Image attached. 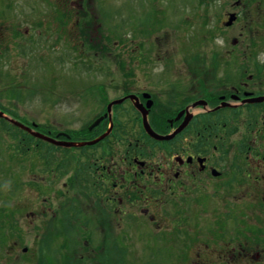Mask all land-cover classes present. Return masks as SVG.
I'll return each mask as SVG.
<instances>
[{
    "label": "flooded vegetation",
    "instance_id": "1",
    "mask_svg": "<svg viewBox=\"0 0 264 264\" xmlns=\"http://www.w3.org/2000/svg\"><path fill=\"white\" fill-rule=\"evenodd\" d=\"M263 2L223 0L218 27L237 33L227 37L230 49H212L206 66H192L207 74L209 87L201 92L150 81V65L104 66L111 80L95 85L89 103L85 96L80 102L85 118L92 114L87 123L47 134L79 143L108 136L79 148L50 144L45 175L34 172L28 196L18 192L19 170L8 178L17 192L7 196L0 184V264H52L46 256L56 238L60 259L126 260L135 223L164 242L162 252L173 246L177 264H264V100L257 102L264 98V59L257 60L264 53ZM65 45L62 55L69 57ZM119 72L129 80H114ZM198 101L205 106L193 108ZM149 126L173 137L155 139ZM12 127L0 118V128L14 133L19 160L20 130ZM27 200L29 223L22 225L21 215L6 222ZM72 231L79 234L74 248L68 247L74 235H65Z\"/></svg>",
    "mask_w": 264,
    "mask_h": 264
},
{
    "label": "rangeland",
    "instance_id": "2",
    "mask_svg": "<svg viewBox=\"0 0 264 264\" xmlns=\"http://www.w3.org/2000/svg\"><path fill=\"white\" fill-rule=\"evenodd\" d=\"M50 1L0 0V52L7 48L18 51L11 57L8 54V59H0V106L21 123L34 122L44 128L72 131L87 123L92 114L85 118L80 102L85 96L89 103L95 85L111 80L109 73L102 71L107 65H150V81H168L183 91L201 92L209 87L208 77L192 65L206 66L212 49H230L227 37L237 33L235 29L218 27L223 0H52V5ZM262 10L264 16V2ZM79 16L85 20L81 29L76 22ZM258 30L262 34L259 50H264V19ZM65 43L70 48L66 60L62 55ZM79 44L83 47L78 56ZM258 54L257 60L262 61L264 53ZM115 75L114 80H129L125 73ZM22 140L26 143L24 137ZM30 143L21 145L19 160H15L14 140L9 132L0 129V161L7 158V166L0 163V184L5 186L7 196L17 192L8 180L17 170L22 180L18 192L27 196L37 182L34 172L45 175L49 147ZM3 192L0 185V197ZM11 202L5 200L7 205ZM1 203L0 200L3 207ZM30 203L23 201L21 210H12L15 219L11 224L18 222L20 215L22 225L29 223ZM135 225L124 254L126 260L118 256L107 264H177L173 246H166L162 252L164 242L157 236L150 238L148 228ZM65 235L68 240L74 235L68 245L74 248L79 234L72 231ZM60 245L56 238L47 261L56 259ZM153 250L156 256L152 259ZM69 258L67 264H88L86 260L76 263V257ZM188 263L184 260L181 264Z\"/></svg>",
    "mask_w": 264,
    "mask_h": 264
},
{
    "label": "water",
    "instance_id": "3",
    "mask_svg": "<svg viewBox=\"0 0 264 264\" xmlns=\"http://www.w3.org/2000/svg\"><path fill=\"white\" fill-rule=\"evenodd\" d=\"M119 103H121L120 101L119 102H115V104H119ZM199 105H203V103H200V102H198V103H196L195 105H194V107H196V106H199ZM19 126H21L22 128H24V129H27L26 127H24V126H22V125H20V124H18ZM34 135H36L37 137H39V138H42V139H44V140H46V141H52V139H50V138H48V137H45V136H43V135H41V134H39V133H33ZM104 138V137H103ZM102 139V138H101ZM97 141H94V142H92L91 144H94V143H96ZM65 145H67L68 147H70V146H75V147H80V146H82L81 144H76V143H66Z\"/></svg>",
    "mask_w": 264,
    "mask_h": 264
},
{
    "label": "trees",
    "instance_id": "4",
    "mask_svg": "<svg viewBox=\"0 0 264 264\" xmlns=\"http://www.w3.org/2000/svg\"><path fill=\"white\" fill-rule=\"evenodd\" d=\"M151 253H152L151 258H152V259L155 258V256H156V255L154 254V253H155V250H153Z\"/></svg>",
    "mask_w": 264,
    "mask_h": 264
}]
</instances>
